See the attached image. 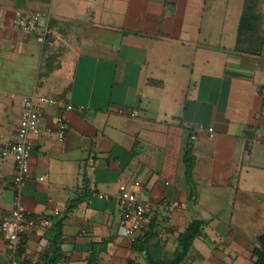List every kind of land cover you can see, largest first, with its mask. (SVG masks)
Segmentation results:
<instances>
[{"label":"crops","instance_id":"crops-1","mask_svg":"<svg viewBox=\"0 0 264 264\" xmlns=\"http://www.w3.org/2000/svg\"><path fill=\"white\" fill-rule=\"evenodd\" d=\"M247 2L260 35L264 0H0V147L15 140L25 98L72 108L44 110L21 203L51 224L20 243L18 264H44L59 221L56 264H88L103 242L96 264H145L131 245L151 225V255L169 259L195 219L209 222L207 239L183 264L252 257L264 228V34L255 53L237 50ZM15 10L40 14L44 44L11 28ZM13 175L0 158V217L14 208ZM120 185L150 207L134 240L120 225ZM5 241L0 230V264L12 260Z\"/></svg>","mask_w":264,"mask_h":264},{"label":"built area","instance_id":"built-area-1","mask_svg":"<svg viewBox=\"0 0 264 264\" xmlns=\"http://www.w3.org/2000/svg\"><path fill=\"white\" fill-rule=\"evenodd\" d=\"M41 16L30 11L15 10L11 21V28L25 34L34 35L36 40L44 43L49 30L41 26ZM46 107H54L60 112H70L71 106L64 101L44 96H30L23 100L22 114L16 131L15 140L7 146L0 147V158L11 159L14 166V208L0 217V230L5 235L6 249L10 252V264H18L16 255L20 243L39 225L50 226L48 218H38L26 212L21 203L22 191L26 185L29 159L34 151L35 140L41 133V119ZM65 119L58 120V138H64ZM210 132L213 130L210 129ZM191 141L195 136H191ZM139 182H134L133 187H139ZM117 202L121 206L122 215L120 225L124 235L134 240L145 228L149 205L138 201L128 190L127 186L120 185ZM54 215H59L55 211Z\"/></svg>","mask_w":264,"mask_h":264},{"label":"trees","instance_id":"trees-1","mask_svg":"<svg viewBox=\"0 0 264 264\" xmlns=\"http://www.w3.org/2000/svg\"><path fill=\"white\" fill-rule=\"evenodd\" d=\"M259 22L250 3H246L244 12L241 16L238 31H237V50L241 49L242 52L248 53L254 51L250 49H243L242 46L246 45L248 36H252L255 33V28ZM242 47V48H241ZM239 48V49H238ZM190 147V146H189ZM186 144V151L184 154V163L186 166V175L188 176L192 167V158L190 154V148ZM82 199H77L71 203L68 209L75 207L80 203ZM208 221L195 219L185 229V231L179 236L178 247L174 255L169 259H155L150 252V242L154 238V225H151L149 230L142 236H138L131 245L133 252L144 255L145 264H183L187 255L189 254L192 243L195 239L200 238L207 239L204 232L205 227L208 225ZM61 227V221L55 222L54 228L57 233L56 239L51 243V248L48 253L42 257L44 264H56L57 262L65 259V255L60 248V235L59 230ZM106 243L94 244L92 246V255L88 264H96L99 251H102ZM253 259L252 264H264V228L256 236V247L251 252ZM28 264V263H24ZM125 264H139L133 259L127 258Z\"/></svg>","mask_w":264,"mask_h":264},{"label":"rangeland","instance_id":"rangeland-1","mask_svg":"<svg viewBox=\"0 0 264 264\" xmlns=\"http://www.w3.org/2000/svg\"><path fill=\"white\" fill-rule=\"evenodd\" d=\"M253 7L255 8L256 7V3H253V6H251V8L253 9ZM254 12V14H255V10L253 11ZM261 21H263L261 18H259V22L260 23H262L263 24V22H261ZM262 31V33H260V35L257 33V32H255L252 36H248V38H247V43H246V45H244L243 47L244 48H246V49H250V50H252V51H254L255 49H253L254 48V46L257 44V43H260L261 41H262V38H263V34H264V31L263 30H261ZM47 41V39L45 40V42ZM44 42V43H45ZM43 43V44H44ZM13 97H11V98H9V99H11V100H14V99H12ZM1 104H3L2 102H0ZM7 105V104H6ZM1 106V105H0ZM242 261H244L243 263L245 264H252L253 263V259H252V257H250V255L249 256H244V258H242Z\"/></svg>","mask_w":264,"mask_h":264}]
</instances>
